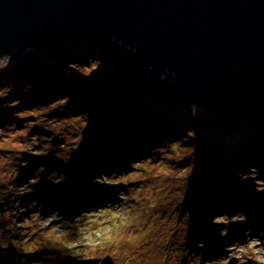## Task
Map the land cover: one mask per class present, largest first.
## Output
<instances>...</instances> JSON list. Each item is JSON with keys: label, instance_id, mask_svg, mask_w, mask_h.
<instances>
[{"label": "rangeland", "instance_id": "1", "mask_svg": "<svg viewBox=\"0 0 264 264\" xmlns=\"http://www.w3.org/2000/svg\"><path fill=\"white\" fill-rule=\"evenodd\" d=\"M72 51L84 52V49L67 50L61 61L72 62L74 57L69 55ZM30 52L28 53L31 54ZM28 53L26 54L29 55ZM26 54L15 62L4 59L0 64L1 246L15 245L28 259V256L33 257V250L40 251L43 248L45 251L48 249L70 251L73 254L74 247H80L84 242L85 245L90 244L93 250L97 247L93 240L95 236L104 239L107 249L110 247L108 251H100L102 256L100 255L99 264L108 262L106 259L112 256L117 259H112L110 261L112 264H264V215H259L258 219L250 224H245L247 218L254 220L252 216L241 212L243 209L235 208L229 211V207L223 205L221 206L223 210L220 211V207L217 209L215 204L217 201L210 196L208 197L212 204L210 210L213 211L207 216L199 214L202 204L198 205V202L201 203L207 194H214L213 189L217 192V187L225 196L236 194L243 198L247 197L245 201L248 204H264V169L253 165V168L249 166L243 173L238 168L239 172L234 175V178L230 177L228 180L220 178L218 182L219 174L224 167H227L225 163L240 157L244 132L247 130L229 126H221L222 129L214 128L215 123L207 120L206 113L198 108L180 110L173 107L172 110L167 103L160 101L152 102V100L143 99V102H140L138 97L132 96L133 98L128 102L125 99L121 100L122 97L119 95V108L124 101L125 105H129L127 106L131 113L140 117L142 123L148 122L147 125L150 123L156 128H161L165 134L173 133L177 136L176 139H171L172 136H169L166 142L162 143L159 137L153 140L149 138L150 145L142 153V162L135 164L130 174L113 179H102L96 183L105 191L118 187L119 190L116 188L112 195L118 200L114 206L109 207L111 209L108 208L75 223H67L62 220L53 222L43 220L52 221L54 218L52 214L48 218L40 215L37 210L42 207L34 200L33 209L21 208L25 205L20 203L18 194L22 195L26 191L27 184H31L30 180L33 183L36 181L38 172H44L42 166L38 164L34 170L35 176H32L30 180L24 181L25 178H18L22 170H28V160L39 161L46 157L48 160L61 159L62 163L64 161L76 163V145L72 144L71 137L67 139V135L71 133L67 129L85 128V119L81 116L69 115V118L61 119V122L54 124L44 120L43 115L49 112L60 114V106L56 104L58 102L63 104L62 100H58L54 105L45 106L44 108L49 107L46 110L39 107L34 109L33 100H39L40 96L34 90L29 91L30 86H25L30 76L28 66L31 64ZM103 71V69H94L93 74H97L95 82L100 83L106 78V73ZM76 75L74 73L75 77ZM85 77L86 75L81 78ZM107 79L111 82L108 85L112 91L114 89L111 85L116 81V84L120 85L118 89L120 92L123 89L128 90L120 80L118 82L110 76ZM82 87H85V94L88 96L100 98L103 95L101 89L96 86L95 89H90L91 86L87 87L84 82H79L77 89ZM15 93L18 96H13ZM140 103H143V107L139 106ZM14 109L16 110L12 112ZM62 110V114L67 112L70 114L67 108ZM31 114H35L34 117L37 119L25 122L24 118ZM12 117L16 118L11 120ZM19 118L22 119L19 120ZM30 124H36L34 125L36 128ZM33 129L50 130L53 139L48 143L44 138L35 136L37 132L32 133ZM216 129H219L222 134H218ZM148 132H151V128ZM62 138L66 140V146L58 148L57 144ZM200 141L201 145H206L202 147L204 152L201 150ZM209 144L211 145L207 151ZM35 155L40 157L36 159ZM136 156H140L138 152ZM107 157L104 156V158ZM218 159L219 164L216 166L215 162ZM236 161L239 162V160ZM195 162L197 167L193 174ZM41 163L44 164V162ZM58 164L61 165L60 162ZM211 164L214 166L212 167ZM209 171L214 177L213 180ZM56 173L50 174L47 171L40 179L58 185L60 176ZM20 179L23 181L25 191L11 192V189L22 184L16 183ZM231 179L235 180L232 182L235 185H228ZM245 180L248 184H245ZM30 193L27 192V194ZM107 198L106 196L101 199ZM30 201H27L26 205ZM9 203H16L22 209L19 210L22 219L20 222L13 216L10 219L9 213L6 212L10 210L7 208ZM90 219L96 222L90 224ZM102 219L104 221H97ZM12 220L14 225L18 222L15 227L18 233L12 227L5 226V221ZM204 221L207 222V225L203 224L205 230L199 226ZM201 230L204 232L203 236ZM213 233H217L218 236H214V239L209 238ZM20 235L22 237H19ZM231 235H235L236 238H231ZM26 247H29V250H25ZM219 247L220 251H218ZM94 254L97 253H91V256ZM89 256L85 253H77L74 257L84 259ZM4 258L3 262L7 264L11 257ZM21 263L55 264V261L42 258L35 262L22 260Z\"/></svg>", "mask_w": 264, "mask_h": 264}, {"label": "water", "instance_id": "2", "mask_svg": "<svg viewBox=\"0 0 264 264\" xmlns=\"http://www.w3.org/2000/svg\"><path fill=\"white\" fill-rule=\"evenodd\" d=\"M60 45L136 97L264 129V0H0V64Z\"/></svg>", "mask_w": 264, "mask_h": 264}, {"label": "trees", "instance_id": "3", "mask_svg": "<svg viewBox=\"0 0 264 264\" xmlns=\"http://www.w3.org/2000/svg\"><path fill=\"white\" fill-rule=\"evenodd\" d=\"M74 46H76L75 48H83L84 52L72 51L69 54L70 56L74 57V60L72 62L64 63L63 61H61L63 55L66 54L65 52L67 50H75V48H73ZM30 53L31 54L28 53L29 55L26 54V57L29 59V63L31 64L28 66L30 76L29 80L27 81V85L25 86H30L28 90H34V92H37L38 96H40L39 100H33L34 109H37V107H39L46 110V108L49 107L44 108L45 106L51 104L54 105L58 102V100H62L63 104H61L60 102L56 104L57 106H60V114L57 115L54 112H49L43 115L44 120L48 121L51 124H54L61 122V119L65 120L69 118V115L75 117L81 116V118L85 119V128L75 129L76 131L74 129H67L69 132H71L67 135V139L71 137L72 144L76 145L77 147H75V151L77 153V156L75 158L76 163H71L70 161H64L62 163L63 160L61 159H58L57 161L56 159L50 158L48 160L46 157L41 158L39 161L28 160V170H22L18 178L23 177L25 178L24 181L30 180L32 176H35L34 170L37 168L38 164L42 166L44 172L37 173V175L39 176H37L38 178L36 177V181L34 183L32 180H30L31 184H27L26 191L21 179L16 181V183L18 184L22 183L21 185L16 186L15 189H11L14 188L11 187V190H9L11 192L25 191L22 193L23 196L18 194L20 203L25 205L24 207H21L23 209H26L28 207L33 209V207H35L33 200L36 201L43 209H50L52 211V216L54 219L52 221L48 219L43 220H47L50 222L62 220L63 222L67 223H75L84 220L85 217L90 218V216L96 215L116 204L118 198H114L115 196L112 195L115 193L114 191L116 190V188L117 190H119L118 187L113 190L110 189L105 191V189H102L98 185H96L97 182L101 181L102 179H113L116 177L124 176L125 174H130V170L133 168V166L139 162H142V153L146 149V147L150 145L148 140L149 138H151L150 140H153V138L159 137L161 138L162 143H164L166 142L167 138H169V136H172L171 139H176L177 136L173 135V133L165 134L163 133V130L161 128H156V126L154 127L150 123L149 125H147L148 122L142 123L140 121V117L135 115V113H131L130 109L128 108L129 105H125L124 101L121 102V106L119 108V95L122 97L121 100L125 99L128 102L131 100V98H133L132 96L135 95L131 91H129V89H123L120 92V90H118L120 89V85L116 84L117 81L113 85H111L113 86V91L109 88L110 85H108V83L110 81L107 79L109 76L112 79L114 77V79L118 80V82L119 79L115 75L114 70L107 59L104 56L98 54L97 51L88 49L83 45H60L56 48L46 49L42 51H33ZM20 59H22V57ZM96 68L103 69V72L106 73V78L103 79L100 83H97L98 81L95 82V76H97V74L94 75L93 73L94 69ZM74 73L77 74L76 77L74 76ZM85 75V78H81ZM79 82H84L87 87L91 86L90 89H93L95 86L97 88H100L103 92V95H101L100 98L98 96L95 97L86 95L85 87H82L79 90L77 89ZM13 96L18 95L15 93ZM87 98H89L88 101ZM139 106L143 107V103H140ZM90 107L92 108L90 109ZM169 107L171 109L173 108L172 105H169ZM63 108H67L70 114L68 112L62 114ZM15 110L16 109H14L12 112H14ZM198 110L206 113L208 117L207 120H211V122L213 121L212 123H215L214 128L222 129L221 126H229L232 128L236 127L238 129H242L243 131L247 130L246 132H244V143L240 151V157H235L234 160L232 159L230 160V162L227 161L225 163V166L228 165L232 169L229 170L226 167L227 170L221 171V175L219 174V178H217L218 182H220V178H226L225 180H228L230 177L234 178V175H237V173H233L234 169L238 170L239 168V170L243 173H245L249 166L253 168V165L256 168L264 169V129L259 127H252L251 125L242 123L225 122L215 118L210 112H207L200 108H198ZM34 115L31 114L28 115L27 118H24L25 122L37 119L34 117ZM14 118L16 117H12L11 120H13ZM21 119L19 118V120ZM30 125L36 128L34 126L36 124ZM149 128H151V132H148ZM219 129H216L218 134H222ZM34 132H37L35 133V136L44 138L48 143L51 142L52 138H50V130L47 131L40 129L39 131L38 129H33L32 133ZM210 145L211 144L208 145L207 151ZM65 146L66 140L62 138L60 140V143L57 144V147L59 148ZM205 146V144L201 145V150L203 152L204 149L202 147ZM136 152L139 153V157L136 156ZM199 154L201 157V152ZM35 156H37L36 159L40 157V155ZM104 156L108 157L104 158ZM136 159L139 160L136 161ZM207 160H209V157H207ZM236 160H239V162H237ZM218 161L215 162L216 166L219 164ZM41 162H44V164H42ZM58 162H60L61 165L58 164ZM45 166L46 168L44 169ZM211 166L213 167L214 165L211 164ZM193 167V174H195L197 164ZM47 171L50 174L51 172H57L56 174L60 176V183L58 185H62L60 188L57 187L58 185L52 184L51 181L47 182L46 180L44 181V179H40ZM209 173L211 179L213 180L211 171H209ZM233 181L235 180L231 179V181L228 182V185L233 184ZM92 182H94V184H92ZM245 184H248L246 180ZM27 192L31 193L27 194ZM106 196L108 197L106 200L101 199ZM225 198L230 201L222 203V205L225 207H229V211H233L235 210V208L243 209L241 210V212H243L247 216H253L254 218L252 219L254 220H257L259 215H264L263 203L262 206H260L259 203L248 204L242 197H240V195L234 194L223 197V200H225ZM207 200H203L200 204H198H202V209L199 210V214L202 216H207L208 213L211 214V212L213 211L210 210L211 205ZM27 201L30 202H28V204L26 205ZM218 206L219 205H217V209ZM7 208L11 210L6 211L7 213H9L10 219H12L13 216L16 221L20 222L22 220L20 217L21 212H19V210L22 209L19 205L17 206L16 203H9ZM37 212L40 213V209H38ZM97 221H104V219ZM89 222L90 224H93L96 221H91L90 219ZM250 223L251 221L247 219V222L245 224ZM11 224L13 225V227H16L18 225V222L14 225V220H12ZM203 224L207 225V222L204 221L202 224H199V226H202L204 229L205 226ZM202 231L203 230H201V232ZM194 234L197 235L196 233ZM203 235L204 232H202V236ZM60 236L62 237V235ZM214 236L217 237L218 234L213 233L209 238L214 239ZM230 237L236 238L235 235H231ZM93 240H95L94 244L97 246L94 247L93 250L91 249L93 247H91L90 244L85 245L84 242L80 247H74V249L72 250L73 254H71L70 251L63 252L51 249L45 251L43 250V248L40 249V251L33 250V257H28V259L26 255L21 254V250L12 255H9L8 251L9 247L11 246H0V252L2 253L0 257V264H4L3 261L5 259L4 257H7L6 255L11 258L17 259L9 261L10 263L7 264H22V260L32 261L34 259L35 261H37L42 260V258H47L49 260L53 259L55 261V264H99L101 260L100 255L102 256V253L100 251H108L110 247H108L107 249V245L105 244L104 239H100L99 237L94 236ZM77 253H85L90 256L89 258L84 259L75 258L74 256ZM91 253L97 254L91 256ZM20 255H22V257H20ZM112 259L116 258L114 256H112L111 258L108 257L106 260L109 263L105 262L104 264H112L110 262Z\"/></svg>", "mask_w": 264, "mask_h": 264}, {"label": "bare ground", "instance_id": "4", "mask_svg": "<svg viewBox=\"0 0 264 264\" xmlns=\"http://www.w3.org/2000/svg\"><path fill=\"white\" fill-rule=\"evenodd\" d=\"M89 49V48H88ZM97 53L98 54H100V55H102L100 52H98L97 51ZM4 59H6V58H4ZM139 99H142V98H140V97H138ZM143 100V99H142ZM141 100V101H142ZM146 101H150V100H146ZM156 102H158V101H156ZM162 103V102H161ZM168 105H170V104H168ZM174 107V106H173ZM252 127H256V126H254V125H251ZM50 135H51V133H50ZM50 138H52L53 139V137H52V135H51V137ZM219 162V161H218ZM227 168L230 170V169H232V168H230L228 165H227ZM227 168L226 167H224V169L222 170V171H224V170H227ZM237 172H239L238 170H236V169H234V171H233V173H237ZM220 175H221V173H220ZM214 178V177H213ZM225 180L226 178H222V180ZM219 187H217V192L215 191L216 189H213L212 191H214V194H207V196L205 197V199H204V201H206L207 199V201H209L210 202V199L208 198L209 196L210 197H212L213 198V200H215V201H217V203H215V204H219L220 206H218V208L220 207V211H222L223 210V207H221L222 206V203H225V202H229L230 200H228V199H226L225 198V200H223V197H226L225 196V194L222 192V191H219V189H218ZM236 195V194H235ZM240 197H242V196H240ZM243 198V197H242ZM244 200L245 199H247V197H244L243 198ZM218 200H220V201H218ZM198 204H200L199 202H198ZM260 204V203H259ZM211 206H212V204H210ZM260 206H262V204H260ZM42 209L43 208H40V215H42V216H44V217H48L49 215H51L52 214V211L50 210V209H47V210H45V209H43V211H42ZM109 209H111V208H109ZM211 209V208H210ZM110 213L112 214V212H111V210H110ZM210 213H208L207 215H209ZM17 215V214H16ZM75 217H78V216H75ZM252 218H253V216H252ZM249 221H255V220H251V219H249V218H247ZM6 222V224H5V226H10V227H12L15 231H16V233H18V229H16L15 227H13V225L11 224V222H7V221H5ZM256 222H258V221H256ZM264 231V230H263ZM19 237H22L21 235L19 236ZM239 243V242H238ZM240 243H242V241L240 242ZM1 246V245H0ZM11 246V245H10ZM218 249H221L220 247L218 248ZM19 249L17 248V246H15V245H12L11 247H9V251H8V254L9 255H12V254H14V253H16L17 251H18ZM25 250H29V247H26L25 248ZM218 251H220V250H218ZM1 252H0V257H1ZM21 254L23 255V253L21 252ZM5 255V254H4ZM3 255V256H4ZM22 255H20V257H22ZM7 257H9L8 255H6ZM29 257V256H28ZM207 257V256H206ZM34 260V259H33ZM32 260V261H33ZM204 260H208L207 258H204ZM9 261H12V259L11 258H9ZM9 261H7L8 263H10ZM35 261V260H34Z\"/></svg>", "mask_w": 264, "mask_h": 264}]
</instances>
